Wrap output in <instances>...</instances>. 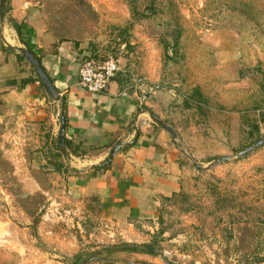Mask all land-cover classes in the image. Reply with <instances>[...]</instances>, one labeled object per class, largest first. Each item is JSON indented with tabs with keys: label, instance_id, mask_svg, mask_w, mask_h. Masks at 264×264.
I'll use <instances>...</instances> for the list:
<instances>
[{
	"label": "rangeland",
	"instance_id": "374dc122",
	"mask_svg": "<svg viewBox=\"0 0 264 264\" xmlns=\"http://www.w3.org/2000/svg\"><path fill=\"white\" fill-rule=\"evenodd\" d=\"M90 1L98 11L89 45L100 52L90 58H116L140 97L168 98L162 122L175 132L220 136L215 155L187 154L186 178L148 240L157 235L174 264H264V0ZM132 4L154 11L134 20ZM30 156L28 181L39 190L0 169V264H69L75 255L77 264H103L90 259L105 245L88 237L106 226L97 199L73 192L56 153Z\"/></svg>",
	"mask_w": 264,
	"mask_h": 264
},
{
	"label": "crops",
	"instance_id": "0c3cea01",
	"mask_svg": "<svg viewBox=\"0 0 264 264\" xmlns=\"http://www.w3.org/2000/svg\"><path fill=\"white\" fill-rule=\"evenodd\" d=\"M6 4L0 18V169L11 166L17 181L35 185L36 191L40 181H28L27 176L28 163L35 159L30 154L60 153L61 168L68 169L73 179L69 182L73 192L97 199L98 214L105 222L97 231L87 230L88 237L105 244L148 241L159 224L162 203L180 190L186 178L187 154L215 155L222 151L220 136H201L192 127H181L173 130L172 137L162 126L171 127L162 122L171 113L168 98L155 91L140 97L121 70L102 92L80 86L81 61L100 53L94 52L97 45H89L93 41L89 28L98 11L92 1L7 0ZM13 22L19 25L18 32ZM20 48L38 58L57 90V100L45 92L32 65L18 57ZM61 114L64 155L57 146ZM119 142L121 147L109 159ZM113 258L112 264L171 261L165 254L125 251H117Z\"/></svg>",
	"mask_w": 264,
	"mask_h": 264
},
{
	"label": "trees",
	"instance_id": "16d2710c",
	"mask_svg": "<svg viewBox=\"0 0 264 264\" xmlns=\"http://www.w3.org/2000/svg\"><path fill=\"white\" fill-rule=\"evenodd\" d=\"M7 11V5L4 4L3 9H2V13L4 14ZM131 11V15L132 18L134 20L138 19V17L140 15H144L143 13L145 11H149L150 13L152 11H154V8H152L150 5L149 6H144V8L142 10L137 9L135 4L131 5L130 8ZM13 25L15 26L17 32L19 31V25L13 22ZM122 41H124V43H126L125 45L128 46L129 43L124 40V38L122 39ZM126 41V42H125ZM19 58H23V56L21 54H18ZM167 58H171V56L169 54H166ZM38 59V58H37ZM195 94H198L195 91ZM193 96V95H192ZM191 97V96H190ZM184 103L187 107H190L192 104L187 101L184 100ZM261 121L264 122V117L261 118ZM253 129H257V126L253 124ZM58 156H61L60 153L57 154ZM106 164L100 165L98 166L99 168L105 167ZM97 167V168H98ZM26 197H29L28 195H26ZM29 198H32V196H30ZM117 251H125V252H139V253H146V254H150V255H160L162 254V248L160 245V240L157 239V235L153 236V238L151 240L145 241V242H141V243H129V242H118L115 244H105L103 246H101V249H99L97 252V254H90V259L93 258L92 261H103V264H111L110 262H107V256L110 253L113 252H117ZM99 253H103L102 256H99ZM80 259L79 255H75L72 258H70L69 260V264H77L78 260ZM167 264H174V262L171 261H167ZM176 264V263H175ZM205 264H210L209 262L205 263Z\"/></svg>",
	"mask_w": 264,
	"mask_h": 264
},
{
	"label": "built area",
	"instance_id": "2783aa9c",
	"mask_svg": "<svg viewBox=\"0 0 264 264\" xmlns=\"http://www.w3.org/2000/svg\"><path fill=\"white\" fill-rule=\"evenodd\" d=\"M118 70V60L112 56L103 60L87 57L79 65V84L89 92H102Z\"/></svg>",
	"mask_w": 264,
	"mask_h": 264
},
{
	"label": "water",
	"instance_id": "95a60500",
	"mask_svg": "<svg viewBox=\"0 0 264 264\" xmlns=\"http://www.w3.org/2000/svg\"><path fill=\"white\" fill-rule=\"evenodd\" d=\"M5 2H6V0H0V18L2 15V9H3ZM19 52L32 65L37 79L39 80L40 84L42 85L43 89L48 94V96L53 100H57L58 99L57 90H56L55 86L53 85L52 81L50 80V78L48 77V75L46 74V72L43 70L39 60L37 59V57L34 56L30 50L25 49V48H20ZM162 126H163V128H165V130H167L171 134L172 137H175V133L171 127H169L166 124H162ZM64 127H65V119H64V115L61 114L60 128H59V132H58V136H57V146L63 155L65 154ZM262 142H263V139H260L255 144H253L252 146L248 147L245 150L240 151L238 154L239 155L244 154L245 152L251 150L252 148L259 146ZM121 145L122 144L119 142V143L115 144V146H113V148L111 149L110 154H109V159H111L112 156L114 155V153L119 150ZM195 166L200 167L197 164H195ZM91 260H93V258H91Z\"/></svg>",
	"mask_w": 264,
	"mask_h": 264
}]
</instances>
